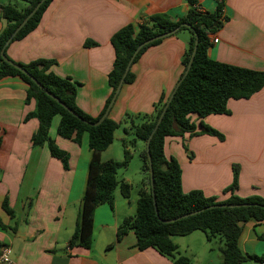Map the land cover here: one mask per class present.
<instances>
[{
    "label": "crops",
    "instance_id": "crops-1",
    "mask_svg": "<svg viewBox=\"0 0 264 264\" xmlns=\"http://www.w3.org/2000/svg\"><path fill=\"white\" fill-rule=\"evenodd\" d=\"M195 1L197 11L212 13L218 0ZM8 3L18 9L25 7L19 0H0V5ZM189 7L186 0H52L35 30L11 42L5 55L21 64L54 61L49 71L78 83L77 107L96 118L112 95L108 84L115 58L111 37L123 27L137 26L156 14L176 21ZM223 15L227 21L209 36L210 41L218 40L209 48V58L264 71V0H226ZM3 27L0 19V32ZM189 39L188 31H177L132 63L135 81L121 86L106 117L120 122L126 114L152 115L154 105L162 95L169 97L183 73L182 59ZM87 42L93 45L86 46ZM25 98L26 85L19 77L0 78V221L4 226H16L15 233L0 227V251L10 249L9 264H173L152 248L139 251L132 231L117 238L123 220L136 213L144 178L140 154L146 145L142 141L133 144L136 155L126 145L132 158H138L137 188L134 190L133 180L124 175L118 179L117 172V179L131 186L130 197L124 199L116 190L112 207L104 204L96 208L90 250L69 247L86 188L91 158L88 135L82 134L80 144L61 138L57 135L60 116L53 118L49 137L69 155V168L64 170L46 144L32 146L31 136L39 123L35 118L24 120L35 108L34 101L25 103ZM227 107L229 115H209L200 120L192 114L197 119L190 118L197 131L201 121L220 132L223 141L209 135L169 136L164 140V155L178 162L183 193L199 190L220 202L231 196L264 199V88L247 100H229ZM122 126L130 128L129 123ZM116 132L113 143L101 154L104 162L122 161L114 157V142L123 147L127 140ZM233 166L239 171L238 187L224 194L232 183ZM5 197L15 213L13 219L2 209ZM200 234L173 237L178 255L187 257L190 264H223L222 240L219 238L216 250ZM238 247L243 255H264V221L245 223ZM242 264L262 263L248 259Z\"/></svg>",
    "mask_w": 264,
    "mask_h": 264
},
{
    "label": "trees",
    "instance_id": "trees-1",
    "mask_svg": "<svg viewBox=\"0 0 264 264\" xmlns=\"http://www.w3.org/2000/svg\"><path fill=\"white\" fill-rule=\"evenodd\" d=\"M19 1L24 3L23 9H18L10 3L0 5V19L4 22V27L0 32V78L19 77L26 85L25 103L30 101L35 103L34 111L24 119L26 121L35 118L39 123L37 131L31 136L32 146L40 147L46 144L50 155L61 162L64 170H68V153L59 149L49 137L53 118L60 116L57 135L61 138L72 139L74 143L80 144L82 134L87 133L88 135L91 158L86 188L79 219L69 241V247L77 246L90 250L96 208L104 204L112 207L116 190H119L124 199L130 197L131 186L117 179L119 169L126 167L132 157L126 143H123L122 161L104 162L101 160V154L113 143L116 130L123 124L129 123L135 137L146 144L167 99L162 95L154 105V111L150 116L126 114L120 122L106 117L100 125L93 126L92 124L99 121L105 114L121 80L123 79L122 85H130L135 81V76L130 69L123 77L135 49L141 43L157 35L178 28V32L188 31L190 39L182 59L184 70L179 79V85L149 144L153 188L150 183L149 163L145 148L140 154L143 163L141 171L144 178L138 191L136 213L133 217L123 220L118 227L117 238L120 239L126 232L132 231L136 237V248L139 251L152 248L173 264H190L187 257L178 255V247L173 243L172 238L185 237L198 231L205 235L208 242L215 238L222 240L223 247L220 252L223 264H242L248 259L264 264V255H243L238 247L242 226L252 220L258 223L264 221V199L256 196L246 198L231 196L226 201L220 202L216 197H206L199 190L183 193L179 164L174 158L166 159L163 149L166 137L183 136L184 134L209 135L223 141L224 136L220 132L204 125L201 121V130L197 131L190 115L195 114L200 120L209 115H229L230 111L227 107L229 100H247L264 88V71L216 62L208 56V50L212 45L209 36L219 30L228 19L223 15L226 0L216 1L215 10L212 13H201L196 9L195 0H186L190 6L189 10L184 17L176 21L166 14H156L137 26L129 24L117 31L110 39L115 54L112 70L108 74V84L112 89V95L103 112L96 118L77 107L75 99L79 84L69 78L58 77L49 71L51 66L55 65L54 61L37 60L28 64L13 62L35 79L43 87L41 90L26 75L2 60L1 51L5 42L40 0ZM51 1L47 0L39 7L11 42L20 41L35 30ZM183 24L188 27H184ZM162 40L154 41L142 48L132 63L137 61L148 48L158 45ZM85 45L90 46L93 43L87 42ZM195 46L196 52L192 65L189 72L184 75ZM46 91L69 108L75 116L47 95ZM136 120L140 122L135 124ZM124 133H127L126 128H124ZM238 175V167L233 166L232 183L224 189V194L237 190ZM220 204L238 205L239 207L234 209L211 208ZM244 204L250 206L243 207ZM154 207L157 209V215ZM2 209L10 219L15 217L6 197L3 200ZM190 213L194 215L173 223H163V221H170ZM0 227L3 230L16 232V226H4L1 221Z\"/></svg>",
    "mask_w": 264,
    "mask_h": 264
},
{
    "label": "water",
    "instance_id": "water-1",
    "mask_svg": "<svg viewBox=\"0 0 264 264\" xmlns=\"http://www.w3.org/2000/svg\"><path fill=\"white\" fill-rule=\"evenodd\" d=\"M45 1H47V0H40L38 3H37V5L34 7V9L25 17V19L16 27V29L13 31V33H12V35L8 38V40L5 42V44H4V47H3V49H2V51H1V58H2V60L4 61V62H6L7 64H9V65H12L15 69H17V70H19L21 73H23L24 75H26L30 80H32L34 83H36L37 84V86L42 90L43 89V87L40 85V84H38L36 81H35V79H33L24 69H22V68H20L19 66H17V65H15L11 60H9L7 57H6V55H5V53H4V51H5V48L10 44V42L12 41V39L14 38V36L24 27V25L28 22V20L37 12V10L39 9V7L45 2ZM183 26L184 27H188V25H186V24H183ZM215 26V25H214ZM179 29L177 28V29H175V30H172V31H170V32H168V33H165V34H162V35H157V36H155V37H153V38H151V39H149V40H147V41H145V42H143V43H141L136 49H135V51H134V53H133V55H132V57H131V59H130V61H129V63H128V65H127V67H126V70H125V73H124V75H123V77L126 75V73L129 71V69H130V66H131V64H132V62H133V60H134V58L136 57V55L139 53V51L142 49V48H144L145 46H147L148 44H150V43H152V42H154V41H157V40H162V39H164V38H166V37H168V36H171V35H174L177 31H178ZM195 52H196V46H195V48H194V50H193V52H192V55H191V57H190V60H189V63H188V65H187V68H186V70H185V73H184V75H186L188 72H189V70H190V67H191V65H192V62H193V59H194V56H195ZM179 82L180 81H178V83H177V85L175 86V88H174V90L172 91V93L169 95V97L167 98V101H166V103H165V105H164V107H163V109H162V112H161V114H160V116H159V118H158V120H157V123L155 124V127L153 128V130H152V132H151V134L149 135V137H148V140H147V142H146V151H147V158H148V163H149V175H150V183H151V187L153 188V172H152V164H151V159H150V154H149V144H150V140H151V138L153 137V134L155 133V131L157 130V128H158V126H159V124H160V122H161V120H162V118H163V116H164V114L166 113V111H167V108H168V106H169V104L171 103V101H172V99H173V96H174V94H175V92H176V90H177V87H178V85H179ZM122 84H123V79L121 80V82H120V84H119V86H118V88H117V90H116V92H115V94H114V96H113V98H112V100H111V102H110V104H109V106H108V109H107V111L105 112V114L99 119V121H97L96 123H94V124H92L93 126H98V125H100L101 123H102V121L106 118V116H107V112H108V110H109V108L111 107V105L113 104V102L115 101V98H116V96H117V94L119 93V90H120V88H121V86H122ZM46 94L47 95H49L53 100H55L57 103H59L65 110H67L68 111V113H70L71 115H73V116H75V114L69 109V108H67L63 103H61L57 98H55L53 95H51L50 93H48L47 91H46ZM153 197H154V194H153ZM243 207H249L250 205L249 204H244V205H242ZM226 208V209H234V208H237V207H239L238 205H228V204H220V205H218V206H214V207H211V208ZM154 209H155V213H156V215H157V209H156V207H154ZM192 215H194V213H190V214H187V215H183V216H181V217H178V218H176V219H173V220H170V221H163V223H165V224H167V223H173V222H176V221H178V220H181V219H184V218H187V217H190V216H192Z\"/></svg>",
    "mask_w": 264,
    "mask_h": 264
},
{
    "label": "rangeland",
    "instance_id": "rangeland-1",
    "mask_svg": "<svg viewBox=\"0 0 264 264\" xmlns=\"http://www.w3.org/2000/svg\"><path fill=\"white\" fill-rule=\"evenodd\" d=\"M183 33V32H182ZM193 117V121H195L194 119H197L196 116L194 115H190V118ZM195 117V118H194ZM116 135L118 136H124L125 140H127V146L130 149V151L136 155V149L133 146L134 143H140V140H138L135 135H134V131L131 128H127V133H124V128L123 126H121V128L116 132ZM114 154H116L114 157L118 158V160H123V147L120 146L119 142H114ZM132 155V154H131ZM137 156H134L133 158L131 157L128 165L126 167H122L119 169L118 171V179L121 178L122 175L130 178L133 184V189L135 190V188H137L136 186H138V170H137V165H136V161H137ZM118 191V190H117ZM198 232V231H197ZM198 235H201L200 232H198ZM208 242V241H207ZM211 248L216 249L219 245V238H215L213 240H211L210 242H208ZM217 250V249H216ZM179 252V251H178ZM182 252V251H181ZM183 253V252H182Z\"/></svg>",
    "mask_w": 264,
    "mask_h": 264
},
{
    "label": "built area",
    "instance_id": "built-area-1",
    "mask_svg": "<svg viewBox=\"0 0 264 264\" xmlns=\"http://www.w3.org/2000/svg\"><path fill=\"white\" fill-rule=\"evenodd\" d=\"M218 40L213 39L211 40V44H216ZM10 249L7 247H4L0 251V264H9L10 263Z\"/></svg>",
    "mask_w": 264,
    "mask_h": 264
}]
</instances>
